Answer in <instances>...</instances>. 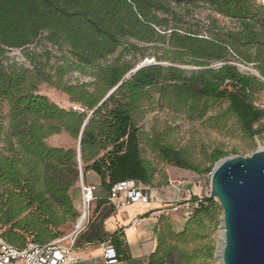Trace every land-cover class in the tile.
I'll list each match as a JSON object with an SVG mask.
<instances>
[{
	"label": "trees",
	"instance_id": "1",
	"mask_svg": "<svg viewBox=\"0 0 264 264\" xmlns=\"http://www.w3.org/2000/svg\"><path fill=\"white\" fill-rule=\"evenodd\" d=\"M184 2H202L235 25L222 27L208 17L207 35L185 27L176 10ZM41 38L56 52L48 46L26 52L31 68L5 63L8 51L26 50ZM152 48L156 51H149ZM150 58L153 63L125 78ZM216 63L220 65L213 67ZM237 63L251 69L242 70ZM190 65L196 68H181ZM76 71L90 74L93 82L65 81ZM42 83L66 92L80 107H61L39 92ZM262 91L261 0H0V236L20 248L63 236L80 216L75 196L81 172L84 180L90 171L100 179L97 189L105 197L96 210L109 202L112 186L124 180L161 188L182 184L169 181L168 166L197 175L212 173L230 154L223 147L203 144L195 157L198 143L175 146L165 139L169 131H146L141 125L144 117L157 108L168 109L219 130H229L232 124L231 130L253 141L264 133L256 127L264 119L258 104ZM222 104L225 107L210 114ZM87 118L81 163L78 147L47 143L48 137L62 132L79 141ZM188 195L184 202L194 207L183 230L175 232L162 215L158 246L141 264H168L167 256L175 252L186 264L213 259L210 236L222 208L216 199ZM108 239L121 264L122 230L103 238L100 226L94 225L77 243ZM174 240L207 241L187 252L172 245Z\"/></svg>",
	"mask_w": 264,
	"mask_h": 264
},
{
	"label": "rangeland",
	"instance_id": "2",
	"mask_svg": "<svg viewBox=\"0 0 264 264\" xmlns=\"http://www.w3.org/2000/svg\"><path fill=\"white\" fill-rule=\"evenodd\" d=\"M177 12L182 16L183 25L185 27H189L192 29H197L202 31L204 35H207L209 32V20L208 17H214L217 19V22L222 27H233L234 21L230 18L218 15L215 12L209 10L202 2L200 4L195 5L193 3L184 2L180 7L176 8ZM146 45V44H143ZM45 46H48L50 49L51 45L44 39L41 38L37 43L32 45L30 48L26 50L13 49L7 52V59L5 63H13L16 62L19 65H25L27 67H32L30 62L25 56V53L28 51H37L41 52ZM54 52H56L55 48H52ZM149 51H156L155 48L150 49ZM153 58V57H152ZM150 58V60H152ZM157 62V61H156ZM235 63V62H234ZM161 64H171L169 62H162ZM240 65L239 63H237ZM219 63L213 65V67L219 66ZM242 70H250L249 67H244L240 65ZM187 70H193L196 68L192 65L184 66ZM88 73L91 70H86ZM93 77L90 74L80 73V72H71L65 77V81H68L72 84H82V83H91L93 82ZM39 92L48 96L52 101L59 104L64 108H79L80 106L72 101L71 97L64 91L56 88L55 86L49 85L47 83H42L39 86ZM258 104L264 110V91H262L259 95ZM225 107V104L220 105L210 112V114H214ZM7 107L4 108V113H7ZM141 125L148 132H168L165 137L166 141L172 143L175 146H183L189 145L191 143H198L197 148L195 149V157H197L200 153L201 147L203 144L207 147H216L220 146L227 152H229L228 157H233L236 155L247 156L252 155L255 151L264 149V133L260 136H255L253 141H249L245 139L239 132H235L231 130L232 124L229 125V130H219L217 128L211 127L208 124H205L202 121L192 122L187 119L185 114H176L168 109L157 108L153 112H149L144 117ZM171 127L170 130L168 128ZM257 128H264V119L256 124ZM47 143L51 146H60V147H78V141L73 139L66 132H62L60 134L52 135L47 138ZM235 151L238 154H235ZM194 178L189 180L188 183L184 184H175L171 185L163 194H165L163 199L170 200L165 201L164 203L167 205H180V209L178 211L169 212V218L172 221V227L175 232H180L183 230L185 222L188 216V205H185V198H189L188 192L191 193L193 197H205L210 194L211 191V173H202L201 175H197L193 173ZM80 181L77 184L76 188L78 189L77 194L75 196L77 209L80 211V197H81V188ZM83 181L87 184L96 185L94 182L88 180ZM98 186V185H96ZM100 189V188H98ZM92 209L90 220L92 218ZM221 216L220 214L218 218V225L211 232L210 239L212 244L215 247L214 257L212 260L204 261L202 259H197L195 264H222L221 259L218 257L217 251L222 247L223 242L222 238V230H221ZM80 218V216H79ZM66 228L63 236L70 235L74 230H76L77 222L79 220ZM89 224V223H88ZM86 224V226L88 225ZM86 226L82 229V231L86 228ZM81 231V232H82ZM80 235V234H79ZM207 240L202 241L205 243ZM202 242H189L184 243L180 240L171 241L170 243L174 246H177L182 251H191L196 246H200ZM77 243V241H76ZM168 264H186L184 260L179 257V254L172 253L166 258Z\"/></svg>",
	"mask_w": 264,
	"mask_h": 264
},
{
	"label": "water",
	"instance_id": "3",
	"mask_svg": "<svg viewBox=\"0 0 264 264\" xmlns=\"http://www.w3.org/2000/svg\"><path fill=\"white\" fill-rule=\"evenodd\" d=\"M151 63L153 59H145L125 78H130L139 69ZM181 68L186 69L184 66ZM123 82L111 89L98 106ZM88 119L83 125L78 141L80 163L82 133ZM210 184V194L202 199H216L222 208L220 228L223 245L217 251L222 264H264V149L257 150L252 155L221 159L211 173Z\"/></svg>",
	"mask_w": 264,
	"mask_h": 264
},
{
	"label": "crops",
	"instance_id": "4",
	"mask_svg": "<svg viewBox=\"0 0 264 264\" xmlns=\"http://www.w3.org/2000/svg\"><path fill=\"white\" fill-rule=\"evenodd\" d=\"M167 173L170 182L179 181L184 184L194 178L192 172L175 166H168ZM87 179L94 182L96 185L100 184L98 175L92 171L87 173ZM170 186H163L160 188L161 193L159 201L134 203L119 210H116L109 202L96 210L98 201L105 197V193L97 189L95 193L96 198L93 201L92 218L89 220L91 226H86L81 233L91 230L94 225L100 226L101 236L103 238H107L117 230H122L123 257L125 258H122L120 263L141 264L146 262L148 257L158 246L160 218L164 215L161 213V209L168 206L167 204L169 203L165 204V201H170L163 199L165 196L163 192H165ZM189 193L190 192H188V194ZM104 215L107 216L103 218L102 216ZM165 216L172 224L169 215ZM136 219L141 220L140 224L137 227L131 226ZM79 236L80 235H78V237ZM78 237L76 241L78 240ZM75 247L79 250L82 257L79 264H106L103 257L102 240H96L93 242H85L81 240L77 245L75 243Z\"/></svg>",
	"mask_w": 264,
	"mask_h": 264
},
{
	"label": "built area",
	"instance_id": "5",
	"mask_svg": "<svg viewBox=\"0 0 264 264\" xmlns=\"http://www.w3.org/2000/svg\"><path fill=\"white\" fill-rule=\"evenodd\" d=\"M261 1L264 4V0ZM80 188V216L84 217L81 226L77 225L76 230L70 235L61 236L44 245L30 244L25 248L11 245L0 236V264H79L82 257L75 247V243L82 229L89 223L97 186L87 184L82 179ZM160 193V188L152 185L139 183L135 180H124L112 186L108 200L116 210H119L134 203L159 201ZM185 204L189 206V216L194 205L190 202ZM179 209V204H171L163 207L161 213L168 215L169 212L178 211ZM140 222V219H136L131 226L137 227ZM102 248L106 264L119 263V255L112 239L102 242Z\"/></svg>",
	"mask_w": 264,
	"mask_h": 264
},
{
	"label": "bare ground",
	"instance_id": "6",
	"mask_svg": "<svg viewBox=\"0 0 264 264\" xmlns=\"http://www.w3.org/2000/svg\"><path fill=\"white\" fill-rule=\"evenodd\" d=\"M149 61H151L150 59H148ZM83 222H84V217H81L80 216V218H79V220H78V222H77V225L78 226H81L82 224H83Z\"/></svg>",
	"mask_w": 264,
	"mask_h": 264
}]
</instances>
